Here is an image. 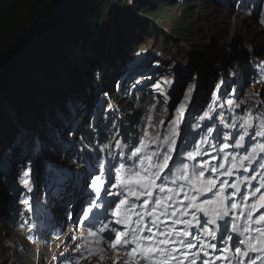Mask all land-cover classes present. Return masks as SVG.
<instances>
[{
  "label": "snow or ice",
  "instance_id": "snow-or-ice-1",
  "mask_svg": "<svg viewBox=\"0 0 264 264\" xmlns=\"http://www.w3.org/2000/svg\"><path fill=\"white\" fill-rule=\"evenodd\" d=\"M233 6L247 9L240 0L228 5L229 9ZM259 23L264 25V19ZM144 79L165 105L177 91L174 79ZM195 90L196 85L191 84L178 94L183 100L178 106L171 105L175 118H170L166 134L149 136L145 130L142 135H130L122 124L123 131L111 125L116 134L114 154L108 145L84 147L86 130L98 128L111 108L106 91L91 105L80 97H67L50 110L39 129L20 125L7 147H0V190L7 196L4 211L26 230V239L32 242L49 218L51 192L56 190L61 199L58 213L71 221L84 240L77 245L83 249L81 258L85 253L90 256L111 249L117 253L113 264H264V212L260 211L264 209V143L256 142V138H264V112L260 111L264 101L255 112L245 109L247 115L239 117V123H225L224 128L232 131L222 133L219 127L199 123L208 117L207 112L196 123L185 122L184 113ZM226 103L240 107L241 102L228 99ZM178 139L184 143V151L177 147ZM190 146L193 150L187 151ZM229 148L243 154L226 153L223 159L231 161L228 167L198 160L210 155L208 149L219 155ZM174 153L178 161L173 159ZM62 157L72 160L75 168H68ZM170 162L179 167L174 170ZM254 163L259 171L249 167ZM249 171L252 174L243 181L220 179ZM241 183L247 191H241ZM69 192L70 198L64 201L63 194ZM42 196L48 202L42 203Z\"/></svg>",
  "mask_w": 264,
  "mask_h": 264
},
{
  "label": "rangeland",
  "instance_id": "rangeland-1",
  "mask_svg": "<svg viewBox=\"0 0 264 264\" xmlns=\"http://www.w3.org/2000/svg\"><path fill=\"white\" fill-rule=\"evenodd\" d=\"M139 1L128 0L130 10H133L134 15L139 14L142 21L151 25L150 27H153V30L156 31L146 43H141L142 30L136 25L132 27L134 31H138V34L136 33L137 35L134 36L133 42H130L140 47L135 55L134 67L142 68V70L140 72L137 71V75L132 76L131 80L124 82V75L127 69L121 66L123 56H120V53L117 52L113 55L110 51L111 44H109L99 62L98 70L91 73L89 83L74 87L75 91L72 89L65 90L69 96L74 93H80L84 89V92L78 97L85 99L83 97L86 96L85 101L92 103L98 95L93 96L96 93V88L101 85L103 88L98 93L108 92V104L111 105L110 111H113L112 107H117L120 109L119 114L128 115L134 107L128 108L126 102H128V96H132L131 90L135 88L143 89L148 87L151 94L154 95L153 100L157 104L163 100V97L157 94L144 78L152 76L154 80L161 78L174 79L177 82L173 87L177 91L172 94L167 105L161 103L164 116L160 120V126L153 125L151 122L147 123L146 131H148L149 136H154L157 133L163 135L168 132L170 118H175V110L171 105L175 103L178 106V103L183 100V96L178 94L186 91L187 87L192 83L196 85V90L192 93V103H189L188 109L184 113L185 122L196 123L198 118L207 112L208 117L204 120H199V123L201 125L211 124L214 127H219L222 133L224 129H221L218 122L220 120V123H223L224 118L221 121L220 111L225 113L224 116H233L240 122L238 118L247 115L244 110H251L250 102L252 100L250 99L255 100L257 105L260 101H264V25L259 23V19H264V4L261 3V0L256 2L255 0H249L251 4L246 10L237 6L229 9L228 5H235L236 0H217L218 3H221V6L217 8L207 3L209 0H170V3L174 5H172L170 11L171 20L167 22H161L154 16L158 10L156 1L146 0L149 3H154V8H148L150 12L146 14V11L139 10L136 7ZM256 3H259V8L253 15L252 9L254 7L252 5L256 6ZM180 5H187L188 12L196 14L194 22L198 25L195 28V34L199 36V40L194 44H185L179 40V46H171V51L166 56L159 54L160 41L176 35V27L171 22L183 16L184 10L179 7ZM162 13H167V10ZM111 33L115 38L116 33L114 31ZM125 63L124 67L130 63L129 59H126ZM132 66L133 64L128 65L129 68ZM193 70L194 72H192ZM191 72L196 75L195 80L191 79L192 76H195ZM105 74H107V79L104 81L102 77H105ZM36 77L38 79L42 78L41 81L46 83L44 84L45 86L53 84V81H49V79L44 80L40 73L36 74ZM138 79L141 80L140 84L135 83ZM221 80L224 81L223 84L220 83ZM118 82L122 85L120 88L116 87ZM217 84H220L219 89L216 87ZM132 85L135 86L132 87ZM233 89L236 90L234 94L232 93ZM120 90H124L125 93H120ZM166 91L170 92L171 89L166 88ZM44 94V92L37 94L35 101L45 106L43 102L45 100ZM48 96L50 99H46V102L50 104V101L52 102L54 98L50 95ZM73 96H76V94ZM228 99H239L241 102L240 107L235 105L230 107L226 103ZM193 104L196 105L195 109H193ZM209 105H211V111L209 110ZM0 110L2 111V121L6 119V122L12 128L11 131H9L10 128H7L0 132V147H7L12 140L11 132H15L21 125L22 120L13 109V106L9 105L4 99L0 100ZM153 111H155V108ZM260 111L264 112V108H261ZM255 114L258 116L260 113L256 112ZM111 119L110 125L114 124L121 131H123V128H129L130 135L136 134L138 127L136 118H133L132 121L119 119V117ZM161 121H163L162 124ZM121 124L123 128H121ZM149 124H151V127H148ZM180 127L185 132L188 131L184 127V123H181ZM226 129L232 131L230 128ZM90 131H93V129L91 128ZM94 134L96 135V132ZM114 138H116V134ZM121 139L123 140V138ZM186 139L190 138L186 137ZM197 139L199 140V138ZM260 139L264 140V138ZM213 142L211 141V143ZM258 143L264 142L258 141ZM177 147L184 151V143L180 139L177 140ZM191 150L192 147L190 146L187 151ZM237 151L243 154L242 150H234V153L236 154ZM111 152L114 154L115 149ZM226 153L227 150L223 154L225 155ZM223 154L216 155L220 157V160L215 161L212 165L225 164L226 161L223 159ZM213 156H215V153L210 155L207 161L211 160ZM173 159L178 161L179 157L174 153ZM62 161L68 168H75L74 165L71 166V164L67 163H72V160L67 157H62ZM254 165L255 163L249 167L251 168ZM170 166L175 170L179 167V163L172 165L170 162ZM257 170L259 171V168ZM243 173L245 176L252 174L250 171ZM252 183L255 184L257 182L252 181ZM41 191H46L43 183L41 184ZM241 191H247L244 183H241ZM70 196V192L64 193V201H67ZM5 200H7V196L0 190V264H113L117 253L111 249H106L104 252L97 251L90 256L85 253L84 258L80 257L79 252L83 251V249H78L77 245H82L84 240L81 238L79 231H74L71 221L58 213L61 199L56 190L51 192L49 218L42 224L39 235L32 242L26 239V235H28L26 230H21L18 223H13L11 216L4 211L5 205L3 201ZM45 202L48 201L42 196V203ZM32 219H36L35 213ZM177 227H182V225H177ZM72 237H75V239ZM16 247L20 248V254H23L25 259L16 256ZM119 255L122 258L124 254L120 253ZM101 256H103L102 260L100 259ZM217 264H220V262L217 261Z\"/></svg>",
  "mask_w": 264,
  "mask_h": 264
},
{
  "label": "trees",
  "instance_id": "trees-1",
  "mask_svg": "<svg viewBox=\"0 0 264 264\" xmlns=\"http://www.w3.org/2000/svg\"><path fill=\"white\" fill-rule=\"evenodd\" d=\"M152 1L158 3V10L154 14L156 19L161 22L170 21V11L174 4H171L170 0ZM207 3L214 8L221 6L217 0H209ZM241 3L246 4L247 8L251 4L249 0H242ZM258 4L252 5L254 7L253 15L259 8ZM128 5V0L0 1V100L4 99L13 106L22 120L21 125L28 124L32 128L39 129L50 110L62 104L69 97L65 90L75 91L74 87L89 83L91 73L98 70L99 62L109 44H111L110 51L113 55L117 52L123 56L121 66L127 69L124 82L131 80L132 76L137 75V71L142 70V68L134 67L135 55L140 47L130 42H133L134 36L138 34V31H134L132 27L136 25L142 30L141 43H146L156 31L150 27L151 25L142 21L139 14L134 15ZM136 7L146 11V14L150 12L148 8H154V3L140 0ZM179 7L184 10L183 16L171 22L176 27V35L160 41L159 54L166 56L171 51V46H179V40L185 44H194L199 40V36L195 34V28L198 25L194 22L196 14L188 12L187 5ZM164 10H167V13H162ZM113 31L116 33L115 38L111 33ZM126 59H129L128 65L133 64L131 69L128 65L124 67ZM235 67L237 68V66ZM38 73L44 77V80L53 81V84L45 86L46 83L41 81L42 78L36 77ZM107 74L105 77L101 76L104 81L107 79ZM132 87L134 86L132 85ZM102 88L103 86H98L93 96L99 94L98 91ZM120 91L122 94L125 93L124 90ZM40 92L45 93L43 101L45 106L35 101ZM83 92L84 89L73 95L76 94L78 97ZM131 92L132 96H128L126 103L128 108L134 107L133 110L128 115H121L119 108L112 107L113 111L109 109L106 114L107 118L99 122L98 128H92L93 131H90L91 128L86 130L85 148L91 149L108 145L109 151L114 150L115 130L110 125L113 117L128 121L136 118L138 127L135 135H142L147 128V123L151 122L153 125L160 126V120L164 116L162 114L163 106L153 100L154 95L151 94L150 88H135ZM48 95L54 98L50 104L46 102V99H50ZM250 100H252L250 102L251 110L254 112L257 103L253 99ZM90 104L92 103L89 101ZM154 108L155 111H153ZM219 114L223 116L225 123H239L233 116H224L223 111H220ZM212 115L215 116L214 113ZM1 116L2 114L0 115V132L7 128H10L9 131H11V126L6 122V119L2 121ZM149 117H151L150 120ZM87 122L88 117L86 116L85 123ZM224 122L220 123L219 120L218 125L222 130L224 129V132H230L225 130ZM106 125H108L107 128ZM93 132H98L99 135H95ZM14 134L15 132H11V139ZM77 143L80 142L77 141ZM213 143L217 144L218 141ZM203 148H207V146H203ZM208 151L210 154L214 152L212 149H208ZM204 156L208 157L209 155ZM200 159L202 157H198V160ZM67 163L74 165L73 162ZM19 249V247L15 248L16 256L25 259Z\"/></svg>",
  "mask_w": 264,
  "mask_h": 264
},
{
  "label": "bare ground",
  "instance_id": "bare-ground-1",
  "mask_svg": "<svg viewBox=\"0 0 264 264\" xmlns=\"http://www.w3.org/2000/svg\"><path fill=\"white\" fill-rule=\"evenodd\" d=\"M257 0H255V2H256Z\"/></svg>",
  "mask_w": 264,
  "mask_h": 264
},
{
  "label": "clouds",
  "instance_id": "clouds-1",
  "mask_svg": "<svg viewBox=\"0 0 264 264\" xmlns=\"http://www.w3.org/2000/svg\"><path fill=\"white\" fill-rule=\"evenodd\" d=\"M72 166V165H71Z\"/></svg>",
  "mask_w": 264,
  "mask_h": 264
},
{
  "label": "water",
  "instance_id": "water-1",
  "mask_svg": "<svg viewBox=\"0 0 264 264\" xmlns=\"http://www.w3.org/2000/svg\"><path fill=\"white\" fill-rule=\"evenodd\" d=\"M1 1V0H0Z\"/></svg>",
  "mask_w": 264,
  "mask_h": 264
}]
</instances>
